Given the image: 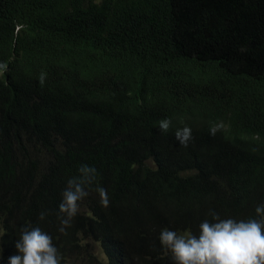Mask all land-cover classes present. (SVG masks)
<instances>
[{
    "label": "trees",
    "instance_id": "trees-1",
    "mask_svg": "<svg viewBox=\"0 0 264 264\" xmlns=\"http://www.w3.org/2000/svg\"><path fill=\"white\" fill-rule=\"evenodd\" d=\"M0 65V264L23 227L60 264H175L164 229L264 221V0H0Z\"/></svg>",
    "mask_w": 264,
    "mask_h": 264
},
{
    "label": "clouds",
    "instance_id": "clouds-1",
    "mask_svg": "<svg viewBox=\"0 0 264 264\" xmlns=\"http://www.w3.org/2000/svg\"><path fill=\"white\" fill-rule=\"evenodd\" d=\"M4 67L0 65V68ZM41 76V83L43 82ZM171 121L163 119L159 122L161 132H167ZM221 125L210 129L215 135ZM176 140L187 146L191 137V129L185 126L175 132ZM79 176L70 178L67 187L62 193V202L59 204L58 231L66 234L71 227L72 219L78 212V201L88 195L90 187L96 179V169L88 165H81ZM102 207L109 206L107 191L97 187ZM255 212L264 214V204L256 207ZM62 214V216L60 215ZM212 221H202L199 224L198 235L190 232L178 235L175 231L164 229L159 234L161 245L172 254L175 264H264V221L257 219L235 220L221 219L215 212H210ZM45 213L39 218L43 220ZM18 255L9 258V264H60L57 248L52 238L41 231L39 227L29 230L21 229V234L15 243Z\"/></svg>",
    "mask_w": 264,
    "mask_h": 264
}]
</instances>
